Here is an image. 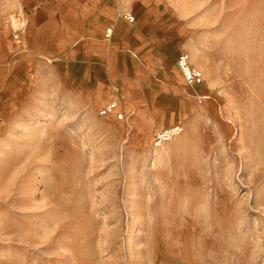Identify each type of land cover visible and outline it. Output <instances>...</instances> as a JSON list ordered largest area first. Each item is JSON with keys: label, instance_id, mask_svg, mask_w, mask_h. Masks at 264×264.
I'll use <instances>...</instances> for the list:
<instances>
[{"label": "rangeland", "instance_id": "1", "mask_svg": "<svg viewBox=\"0 0 264 264\" xmlns=\"http://www.w3.org/2000/svg\"><path fill=\"white\" fill-rule=\"evenodd\" d=\"M0 264H264V0H0Z\"/></svg>", "mask_w": 264, "mask_h": 264}, {"label": "built area", "instance_id": "2", "mask_svg": "<svg viewBox=\"0 0 264 264\" xmlns=\"http://www.w3.org/2000/svg\"><path fill=\"white\" fill-rule=\"evenodd\" d=\"M120 1V0H117ZM122 16L129 22L134 20L131 12H123ZM112 33L111 28L106 29V36L110 37ZM176 65L183 80L188 84H199L203 80L202 72L195 68L189 61V56L187 53H182L178 56L176 60ZM118 100H110L109 102L103 104L99 108V113L102 115H107L114 113L117 118H123V111L118 108ZM182 130L181 123H171L157 129L154 133L153 143L154 145H160L173 137H175Z\"/></svg>", "mask_w": 264, "mask_h": 264}, {"label": "crops", "instance_id": "3", "mask_svg": "<svg viewBox=\"0 0 264 264\" xmlns=\"http://www.w3.org/2000/svg\"><path fill=\"white\" fill-rule=\"evenodd\" d=\"M132 15H133V17H134V20L132 21V22H129V21H127L126 19H124L127 23H133L134 21H135V14L134 13H131ZM118 26H119V28H117V30H116V33L117 34H115V30H113V32H114V34H115V37L117 38V40L119 39V38H121V36H125V28L124 27H121V25L120 24H118ZM122 29V30H121ZM117 31H122V32H120V34H118V32ZM111 35H112V33H111ZM122 39V38H121ZM123 41V40H122ZM128 43V42H127ZM146 47H147V49H148V52L149 53H152L153 52V50L156 48L155 47V45L154 44H151L150 43V40L147 42V45H145ZM170 50H172V45H168L167 47H166V52L168 53ZM179 52V53H178ZM178 54H177V56H176V59H175V64H176V60H177V58H178V56L180 55V54H182V53H187L186 51H179V49H178ZM188 54V53H187ZM166 55V58H167V54H165ZM189 56V55H188ZM189 61H190V58H189ZM190 63H191V61H190ZM192 64V63H191ZM193 65V64H192ZM176 67H177V65H176ZM178 69V68H177ZM199 69V68H198ZM178 72L180 73V71L178 70ZM181 75V74H180ZM182 77V76H181ZM112 86H115V91H114V93H113V91H111L110 93V100H118V102H119V106H118V108L119 109H121L122 111H123V105H122V102H121V100H120V98H119V94H120V87H118V84L117 83H112L111 84ZM121 85H122V83H121ZM190 86H192V87H196V86H199L198 84L196 85V84H189ZM119 86H120V84H119ZM110 100H108V101H106V102H104L103 104H105V103H107V102H109ZM103 104H101V106L103 105ZM100 106V107H101Z\"/></svg>", "mask_w": 264, "mask_h": 264}, {"label": "bare ground", "instance_id": "4", "mask_svg": "<svg viewBox=\"0 0 264 264\" xmlns=\"http://www.w3.org/2000/svg\"><path fill=\"white\" fill-rule=\"evenodd\" d=\"M42 114V113H41Z\"/></svg>", "mask_w": 264, "mask_h": 264}]
</instances>
